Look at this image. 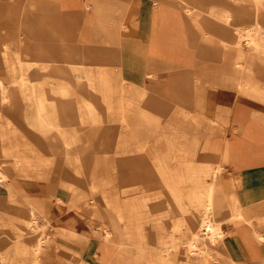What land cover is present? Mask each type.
Masks as SVG:
<instances>
[{
	"label": "bare ground",
	"instance_id": "obj_1",
	"mask_svg": "<svg viewBox=\"0 0 264 264\" xmlns=\"http://www.w3.org/2000/svg\"><path fill=\"white\" fill-rule=\"evenodd\" d=\"M25 1L0 0L1 28L14 24L20 42L29 50V56L16 55L10 63L8 47L3 44L0 58L10 81L3 84L0 80V264H50L49 256L57 253L59 261L53 264H213L215 259L221 264H237L231 234L222 228L226 223L253 227V237L264 255V234L257 229L264 226V216L246 215L236 179L230 178L227 186L222 184L223 163L230 160L229 153L220 154L221 161L208 153L212 135L223 133L228 121L202 120L204 107L198 104L199 115L190 124L194 131L209 129L206 135L198 136L196 132L187 135L183 130L174 131L188 127L183 121L160 126L149 115L151 108L159 115L172 112L173 102L185 118L186 107L200 103L208 96V87L216 85L208 83L209 74L212 82L221 83L217 85L224 87L227 98L236 91L264 104V0H224L222 11L207 10L208 17L221 21L220 29L212 23L202 29L198 24L201 10L186 0H173L198 27L207 44L199 46L194 71L186 70L171 79L149 80L148 70L156 68L164 77L179 66L147 60V89H129L130 94L138 96L128 99L124 109V113L142 115L146 134L138 136L132 128L112 134L116 138L107 133L100 149L109 150L110 138L115 143L111 151L116 172L109 190L103 188L102 181L93 180V164L90 167L86 162L93 154V128L113 109L110 98L115 93L121 96L122 89L109 82L110 76L103 69L94 72L83 67L86 79L77 85L70 84L67 76L38 75L51 65L60 74L81 65L77 46L62 41L57 25L62 9L79 3L48 0L46 10L24 11L21 2ZM90 1L84 0L83 5L88 6ZM33 5L37 4L30 3ZM234 5L240 9H234ZM233 15L253 18V23L235 26ZM38 32L48 37L34 42L32 36ZM64 46L68 52L63 55L70 57L66 70L59 67L53 52ZM16 69L18 75L10 76ZM52 79L63 84H43ZM163 85L171 87V99L157 93ZM219 93L212 97L222 96ZM137 98L148 105L139 106ZM116 104V109L123 111L121 97ZM120 120L124 122L125 118ZM157 128L162 132H155ZM260 128H264V115H257L247 125L238 123L233 130L245 135ZM160 145L166 149H158ZM157 189L166 195L164 206L175 209L176 217L162 213L154 219L156 225H144L139 204L147 206L146 202L152 201L150 205L164 207L156 202ZM93 195L107 217L96 225ZM88 206L92 213L86 217ZM49 212L58 218L51 222ZM94 216L100 218L98 213ZM179 231L181 236L177 235ZM199 239L205 241L201 248ZM195 248H199L197 253ZM214 248L216 254L211 252ZM195 254L197 258L192 259Z\"/></svg>",
	"mask_w": 264,
	"mask_h": 264
},
{
	"label": "crops",
	"instance_id": "obj_2",
	"mask_svg": "<svg viewBox=\"0 0 264 264\" xmlns=\"http://www.w3.org/2000/svg\"><path fill=\"white\" fill-rule=\"evenodd\" d=\"M16 1V0H15ZM192 1V6L201 10L198 24L205 28V25L212 23L220 29L221 21L206 15V11L214 9L222 11L224 9V0H201V3ZM25 7L31 10H46L44 5L48 0H26ZM79 3L73 7L62 9V18L60 20H73L81 17V8H84V0H77ZM11 3V1H10ZM30 3L37 5L30 6ZM14 7L17 9L16 2ZM240 7L234 5V9ZM196 9H192L196 11ZM235 26H249L253 23V18L243 19L239 16H232ZM210 21V22H208ZM264 24L261 22V24ZM13 22H10L12 25ZM34 25L33 22H29ZM60 24V22L58 23ZM14 26V24L12 25ZM1 28L0 19V58L3 50V31L9 32L10 45L16 48L11 51H17V33L16 27ZM37 31H40L37 25ZM219 31V30H217ZM210 34H212L209 31ZM33 41H41L47 38L46 33H37L32 36ZM5 40V39H4ZM207 42L202 39L197 26L191 21V18L184 13L182 7L173 0H93V71L103 69L109 74V82L117 85V89L140 91L147 89V60L154 59L165 61L175 66V69L167 72L162 77L161 71L156 68H149V80L157 81L162 79H171L186 73V70H195L198 64L199 46H206ZM27 46V45H26ZM24 56H29L28 47L24 48ZM13 56L19 55L13 52ZM10 56V54H9ZM213 57H215L213 55ZM212 60H209L207 66L210 68ZM220 74V73H219ZM236 75V73H235ZM211 75L207 76L209 84H216L208 87V96L198 103L194 102L186 107V116L183 119L178 114V105L173 104L175 108L172 112L159 115L152 108L149 114L155 117V120H162L157 123L161 126L169 122L183 121L187 128L177 127L174 131L181 133L182 130L188 134L196 132L198 136L206 135L209 129L200 127L194 131V125L190 124L192 120L199 115L198 104L204 107L202 111V120H227L228 126L223 128V133L213 134L208 147V153L217 155L227 151L230 160L223 163L224 174L222 175V184L228 185L229 179L237 180L236 191L239 193V200L246 211L248 217L264 216V128L254 130L243 135L241 132H235L233 128L238 123L248 124L257 115H264V104L248 97H243L236 91L233 97L227 98L226 90L211 81ZM129 82L132 84H122L119 82ZM122 86V87H121ZM120 87V88H119ZM121 90V89H120ZM171 87L163 85L159 92L164 98L171 99ZM220 92L222 96L212 97V94ZM128 96L122 93L117 94L122 99L123 117L127 124L132 126L139 125L136 129L138 136H144L143 117L137 113H128L124 116V109L128 99L137 96L130 94ZM219 93V94H220ZM211 95V97L209 96ZM138 105H148L144 100L137 98ZM228 99V100H227ZM118 100V99H117ZM117 100L111 101L116 104ZM255 115V116H254ZM163 122H165L163 124ZM124 132L131 131V128L122 125ZM160 130H162L160 128ZM217 147V149H215ZM224 231L231 234L233 241L234 258L237 264H264V255L261 252L260 245L253 237V227L241 225L235 227L232 223H226ZM264 234V226L257 228Z\"/></svg>",
	"mask_w": 264,
	"mask_h": 264
},
{
	"label": "rangeland",
	"instance_id": "obj_3",
	"mask_svg": "<svg viewBox=\"0 0 264 264\" xmlns=\"http://www.w3.org/2000/svg\"><path fill=\"white\" fill-rule=\"evenodd\" d=\"M188 2V4L190 6H192V1L190 0H186ZM25 3L26 2H21V10L24 11H32L31 9H28L25 7ZM80 11L82 12L81 17H77L73 20H60V24H57L61 31H62V35H63V39L62 41L66 44H69L70 46L75 45L77 46V49L75 50V52L77 54H79L78 58L79 61L81 62V65H73V67L69 70L66 71L65 73H61L60 72H56L55 67H53L52 65L48 67L47 72L44 71H38V75L43 76V75H47V74H53L54 76H56L57 78H62V77H69V82L70 84H79L85 81L86 79V73L84 71L83 67H88V68H92L93 69V2H89L88 6L81 8ZM3 40L2 42L7 43V47H8V52L10 54V56L8 57V61H10V63H12V58L14 57L12 54L18 53L20 57L22 58H26L27 56H24L22 54H24V43L20 42L19 36H18V32H14L13 35L17 36V51H11V49L16 48L15 46H11L10 45V35L9 32H5L3 31ZM5 39V40H4ZM62 45H64L63 43H61ZM54 53L57 54V61L59 63V67L62 69H65L69 64H67L66 61L70 60V57H67L66 55L64 56L63 54L65 52H68L67 48L64 46L62 48H57L53 50ZM74 52V51H73ZM62 55V56H61ZM17 67V66H16ZM15 67V68H16ZM54 70V72L52 71ZM66 70V69H65ZM52 71V72H51ZM8 73L7 71H5L3 64H0V80H2L1 83L3 84H10L9 81V77H8ZM16 76L18 75V71L17 69L15 70V72L13 74H10V76ZM43 83V82H42ZM43 84H63V81L61 80H57V79H52V80H47L45 81V83ZM120 85L122 84H132L129 82H124L121 81L119 82ZM122 87V86H121ZM120 88V87H119ZM128 88L126 86V89L123 90L122 88V93H124L126 95V97L128 96ZM122 96V95H121ZM120 97L115 93L112 95V97L110 98L111 101L117 100ZM113 109L109 112H107L105 114V119L100 121L98 120L96 127L93 128V154L90 155V160L87 161V165L88 166H92L93 164V175L94 178L93 180H100L103 182L104 186L103 188L105 190H109L112 186V183L115 179V170L112 169V165H113V157H114V152L111 151L112 149H114L115 147V143H112V139L110 138L108 140V149L105 152L104 151H100V149L103 147V144L106 141V134H111V136H113V138L118 137L112 134H118L120 132H123L122 130V125L123 124H127V120L126 121H122L120 120V117L123 116V112L120 110H117V104H112ZM129 112H125L124 116L127 118ZM151 116V114H149ZM164 116V115H161ZM165 116L167 117L168 114ZM159 123H162V120L159 119L157 120ZM165 122H163L164 124ZM108 124H114L113 126H107ZM125 124V125H126ZM131 126V125H130ZM132 128V126L130 127ZM84 129V128H83ZM135 132H137V130H134ZM155 132L159 133L162 132V130H160V128H157V130H155ZM108 137V136H107ZM113 145V146H112ZM178 145V143L176 144ZM160 150H164L166 149V147L160 145L157 147ZM96 164V165H95ZM98 166V168L96 167ZM96 167V169L94 168ZM155 196L157 197L156 202L159 204H162L163 206L165 205V203L167 204V197L166 195L162 192L161 189H157L155 192ZM142 201V200H141ZM147 206H142L141 204H139V209L138 212L142 218L143 224L146 225L147 222H150L151 224H155L154 219L158 218L160 215L165 214L168 215L170 217H176V211L175 209H172L170 207H166L164 206L163 208H160L157 205H150L153 204L152 201H147ZM83 206V205H81ZM100 212V213H99ZM92 213V209L91 207H87V209L84 210V214L86 217H89ZM98 213V215L100 216V218H98L97 216H94V214ZM48 217L49 220L51 222L55 221L58 217L54 212H49L48 213ZM106 220L107 217L105 215V211L102 207V205L97 202L95 200V196L93 195V225L99 224L101 223L102 220ZM39 221L42 223L44 222L43 219H39ZM164 228H166L164 231H168L169 228L168 226H165ZM223 230L225 229V225L222 226ZM178 236L182 235V231L177 232ZM200 241L197 240V244L198 247L201 248L203 247L204 242H207V239L205 238V241L199 239ZM218 240L219 243V239H215ZM221 241V239H220ZM214 247V246H213ZM199 248H195L198 252ZM217 248V247H216ZM216 248H214L211 252L213 254H216ZM214 251V252H213ZM58 253L57 254H53L50 255L48 258V262H50V264H53L54 262H58ZM197 254L191 256L192 259L197 258ZM60 263V262H59ZM213 264H221L220 262L217 261V259L213 260Z\"/></svg>",
	"mask_w": 264,
	"mask_h": 264
}]
</instances>
